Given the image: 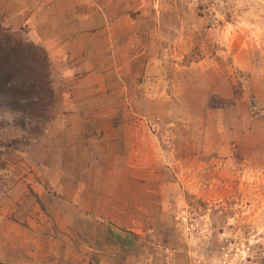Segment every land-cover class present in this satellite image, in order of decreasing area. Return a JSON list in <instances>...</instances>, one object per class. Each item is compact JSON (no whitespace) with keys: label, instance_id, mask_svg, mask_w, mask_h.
<instances>
[{"label":"rangeland","instance_id":"obj_1","mask_svg":"<svg viewBox=\"0 0 264 264\" xmlns=\"http://www.w3.org/2000/svg\"><path fill=\"white\" fill-rule=\"evenodd\" d=\"M43 1L0 0L54 91L0 110V264H264V0Z\"/></svg>","mask_w":264,"mask_h":264},{"label":"trees","instance_id":"obj_2","mask_svg":"<svg viewBox=\"0 0 264 264\" xmlns=\"http://www.w3.org/2000/svg\"><path fill=\"white\" fill-rule=\"evenodd\" d=\"M49 66L44 48L0 25V110L15 113V126L25 131L9 142L29 141L51 119L54 91Z\"/></svg>","mask_w":264,"mask_h":264},{"label":"crops","instance_id":"obj_3","mask_svg":"<svg viewBox=\"0 0 264 264\" xmlns=\"http://www.w3.org/2000/svg\"><path fill=\"white\" fill-rule=\"evenodd\" d=\"M50 1V0H49ZM57 1H60V0H54L53 2H50L51 4H53V3H56ZM45 2H47L46 0H44L43 1V4L45 3ZM60 15V14H59ZM32 16V15H31ZM32 19H33V17H32ZM50 47H48V49H49Z\"/></svg>","mask_w":264,"mask_h":264}]
</instances>
